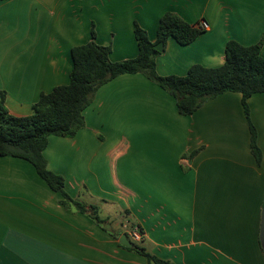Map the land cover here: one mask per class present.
Here are the masks:
<instances>
[{
    "label": "crops",
    "instance_id": "crops-1",
    "mask_svg": "<svg viewBox=\"0 0 264 264\" xmlns=\"http://www.w3.org/2000/svg\"><path fill=\"white\" fill-rule=\"evenodd\" d=\"M165 12L209 27L186 45L169 38L155 57L160 75L220 66L227 41L264 37V0H0L7 110L29 114L41 93L67 84L76 45L93 39L110 47L111 61L134 58L135 24L155 41ZM248 107L259 161L239 92L182 115L140 72L102 84L83 110L84 127L50 135L43 152L85 211L65 205L29 161L0 156V264H149L120 244L122 234L172 264H264V93Z\"/></svg>",
    "mask_w": 264,
    "mask_h": 264
},
{
    "label": "trees",
    "instance_id": "trees-1",
    "mask_svg": "<svg viewBox=\"0 0 264 264\" xmlns=\"http://www.w3.org/2000/svg\"><path fill=\"white\" fill-rule=\"evenodd\" d=\"M202 32L199 24H190L172 12H165L159 18L155 41H151L146 31L135 24L138 53L134 58L111 61L110 47L99 45L93 39L74 46L71 49L69 82L41 93L31 113H9L0 92V156L10 155L29 161L46 184L53 191L60 192L65 205H74L80 211H85L84 204L65 192L64 178L47 168L43 152L48 137L73 136L84 127L83 110L92 102L102 84L123 73L140 72L174 97L178 112L182 115L192 114L206 100L218 94L239 92L250 130V148L259 161L261 151L256 143V129L250 120L248 98L255 93H264V58L260 54L264 37L252 45L227 41L225 60L220 66L194 64L184 75H160L156 71L155 57L164 51L169 38L186 45ZM158 42L163 44L162 51L154 48ZM132 249L144 255L149 264H172L133 242Z\"/></svg>",
    "mask_w": 264,
    "mask_h": 264
},
{
    "label": "water",
    "instance_id": "water-1",
    "mask_svg": "<svg viewBox=\"0 0 264 264\" xmlns=\"http://www.w3.org/2000/svg\"><path fill=\"white\" fill-rule=\"evenodd\" d=\"M154 48L157 50V51H162L163 49V44L162 42H158L154 45ZM260 237H261V241H262V244H263V247H264V210L262 211V215H261V230H260ZM120 244L125 246V247H131L132 244L131 242L127 239V236L125 234H122L120 236Z\"/></svg>",
    "mask_w": 264,
    "mask_h": 264
},
{
    "label": "built area",
    "instance_id": "built-area-1",
    "mask_svg": "<svg viewBox=\"0 0 264 264\" xmlns=\"http://www.w3.org/2000/svg\"><path fill=\"white\" fill-rule=\"evenodd\" d=\"M199 26L202 28V29H208L209 25L206 21H202L199 23ZM130 235L132 237V239L134 241H139L141 239V233H140V230L136 227L132 228V230L130 231Z\"/></svg>",
    "mask_w": 264,
    "mask_h": 264
}]
</instances>
